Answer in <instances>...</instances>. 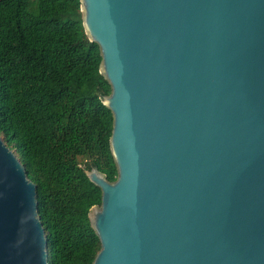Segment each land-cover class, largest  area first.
Instances as JSON below:
<instances>
[{
    "label": "water",
    "instance_id": "water-1",
    "mask_svg": "<svg viewBox=\"0 0 264 264\" xmlns=\"http://www.w3.org/2000/svg\"><path fill=\"white\" fill-rule=\"evenodd\" d=\"M110 93L91 264H264V0H78ZM0 139V264H47Z\"/></svg>",
    "mask_w": 264,
    "mask_h": 264
},
{
    "label": "trees",
    "instance_id": "trees-1",
    "mask_svg": "<svg viewBox=\"0 0 264 264\" xmlns=\"http://www.w3.org/2000/svg\"><path fill=\"white\" fill-rule=\"evenodd\" d=\"M99 64L78 0H0V139L35 186L47 264H91L99 250L86 172L116 178Z\"/></svg>",
    "mask_w": 264,
    "mask_h": 264
}]
</instances>
